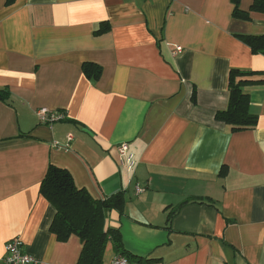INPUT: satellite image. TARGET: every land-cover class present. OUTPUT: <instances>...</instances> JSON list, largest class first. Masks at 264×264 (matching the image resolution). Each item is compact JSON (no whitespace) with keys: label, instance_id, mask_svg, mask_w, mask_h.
I'll list each match as a JSON object with an SVG mask.
<instances>
[{"label":"crops","instance_id":"0c3cea01","mask_svg":"<svg viewBox=\"0 0 264 264\" xmlns=\"http://www.w3.org/2000/svg\"><path fill=\"white\" fill-rule=\"evenodd\" d=\"M254 0H239L249 11ZM234 0H0V264L19 238L35 264H77L40 193L52 163L96 200L142 264H264V81L246 88L259 117L234 133L232 69L264 79V14L235 19ZM180 48L181 51L176 53ZM85 64L99 66L94 80ZM196 101L193 100V94ZM65 113L53 124L38 111ZM127 143L135 168L120 164ZM141 189V191H138ZM117 256L109 244L104 264Z\"/></svg>","mask_w":264,"mask_h":264},{"label":"trees","instance_id":"16d2710c","mask_svg":"<svg viewBox=\"0 0 264 264\" xmlns=\"http://www.w3.org/2000/svg\"><path fill=\"white\" fill-rule=\"evenodd\" d=\"M15 1L8 0V4L12 5ZM234 2L235 19L249 21L251 13L264 14V0H254L249 11L240 9L239 0ZM239 38L251 48L253 54L264 55V35H242ZM84 71L94 80L102 73L101 68L93 64H85ZM263 81L262 75L257 72L232 69L228 80V107L217 112L215 119L229 126L234 133L254 130L259 117L251 111L250 94L246 88L260 85ZM8 99V90H0V101ZM193 100L196 101L195 93ZM40 193L55 209L50 231L58 241L67 242L72 236L81 240L82 250L77 264H104L109 244L117 256L127 258L132 264H142L125 248L120 229L106 227L109 212L118 211L124 215L127 203L124 192L96 200L85 188L77 186L68 170L51 163L41 183Z\"/></svg>","mask_w":264,"mask_h":264},{"label":"built area","instance_id":"2783aa9c","mask_svg":"<svg viewBox=\"0 0 264 264\" xmlns=\"http://www.w3.org/2000/svg\"><path fill=\"white\" fill-rule=\"evenodd\" d=\"M181 51L180 48L176 50V53ZM38 116L41 122L53 124L66 119L65 113L51 112L47 109H41L38 111ZM118 151L120 153V164L127 168L129 172H132L135 168L134 155L130 152V146L124 143L119 146ZM138 191H141L139 189ZM23 243L19 238H14L6 244V255L3 260L4 264H35V259L22 251ZM111 264H132L127 258L123 256H116Z\"/></svg>","mask_w":264,"mask_h":264}]
</instances>
